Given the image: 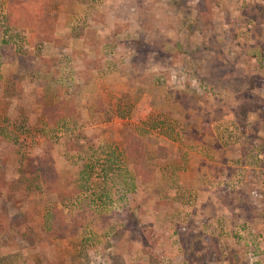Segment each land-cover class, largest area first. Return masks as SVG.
Masks as SVG:
<instances>
[{
    "label": "rangeland",
    "instance_id": "rangeland-1",
    "mask_svg": "<svg viewBox=\"0 0 264 264\" xmlns=\"http://www.w3.org/2000/svg\"><path fill=\"white\" fill-rule=\"evenodd\" d=\"M22 1L0 0V264H264V0Z\"/></svg>",
    "mask_w": 264,
    "mask_h": 264
},
{
    "label": "trees",
    "instance_id": "trees-1",
    "mask_svg": "<svg viewBox=\"0 0 264 264\" xmlns=\"http://www.w3.org/2000/svg\"><path fill=\"white\" fill-rule=\"evenodd\" d=\"M30 1V0H27ZM43 0H39V2H42ZM24 1L21 0V4L23 5ZM256 17V16H253ZM10 28H4V33L8 32ZM32 32H37L38 34L44 33L45 28H31ZM53 31V30H52ZM51 33V32H50ZM180 105L183 108V110L186 112V117L188 122L193 120V114L191 111V107L194 106L195 103V95L192 92V94H187L185 90H181V96H180ZM64 102L63 100L60 103H55L52 104L51 106L45 107L43 110L45 116L47 119L51 122L52 125L54 126H60L64 125L67 117H75L74 114V107L71 106L70 111L68 112L66 109H64L63 106ZM98 110H101V107H98ZM75 122V120H73ZM190 127V126H189ZM207 133H211L209 125L205 127ZM188 129V128H187ZM187 129H185L184 133H187ZM190 131V130H188ZM185 136V135H184ZM125 146L128 152V155L135 158L140 154H143V150L141 149V140L139 137L132 136L131 139H126L125 140ZM144 155V154H143ZM37 172H38V179H39V184L40 186L46 190L52 192L53 188L52 186L55 184L57 180V174L55 172V163L54 159L50 154H45L42 157L39 158L38 160V165H37ZM103 171L105 174H107V170L103 168ZM105 176V175H104ZM106 199V198H105ZM107 201V200H106ZM1 202V200H0ZM10 204V203H9ZM8 208V213L10 217L13 218L14 214V204H10L7 206ZM14 219V218H13ZM63 220V214L62 212L57 209L56 207H49L46 211L45 215V225L47 226L48 229H54L57 226L61 225L62 227V221ZM18 242V249L21 251L26 250L31 244H30V237H27V235H22L19 238L16 239Z\"/></svg>",
    "mask_w": 264,
    "mask_h": 264
}]
</instances>
